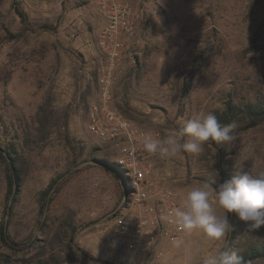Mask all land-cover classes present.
Wrapping results in <instances>:
<instances>
[{
  "label": "rangeland",
  "instance_id": "1",
  "mask_svg": "<svg viewBox=\"0 0 264 264\" xmlns=\"http://www.w3.org/2000/svg\"><path fill=\"white\" fill-rule=\"evenodd\" d=\"M114 1L131 4L138 15L141 42L131 41L121 52L114 69L125 64L130 72L113 76L112 86V101L118 82L129 91L143 86L133 93L153 109L155 129L137 127L155 131L159 141L176 132L183 142L187 137L179 132L195 114L223 112L227 102L243 106L264 99V0ZM111 4L0 0V148L16 157L21 171L18 194L8 200L0 156V231L4 227L9 237L5 243L0 234V264H202L205 255L224 250L227 238L211 240L198 230L184 232L179 247L169 243L156 263L106 244L104 223L124 188L114 168L101 161L116 163L119 147L90 133L88 119L73 123L75 84L61 71L72 62L71 48L66 38L61 42V27L80 21L108 59L101 35ZM114 106L124 114L125 108ZM156 154L158 166L172 169L171 185L182 202L189 186L216 181L209 188L215 207L214 188L236 169L264 174V121L229 144L209 142L198 154ZM51 185L46 200L43 193ZM229 221H235L233 248L239 254L264 244V226L247 231L235 213Z\"/></svg>",
  "mask_w": 264,
  "mask_h": 264
},
{
  "label": "built area",
  "instance_id": "2",
  "mask_svg": "<svg viewBox=\"0 0 264 264\" xmlns=\"http://www.w3.org/2000/svg\"><path fill=\"white\" fill-rule=\"evenodd\" d=\"M108 7L107 27L101 44L107 50L110 66L100 80L101 98L88 115L90 133L105 141L115 142L116 164L122 171L123 196L119 206L107 217L105 241L110 247L150 263L159 262L172 243L181 239L184 231L164 219V213L182 203L177 189L171 185L172 169L158 166V156L144 148L145 139L157 140L159 134L135 126L112 104V71L122 60L121 52L137 39L138 15L129 3Z\"/></svg>",
  "mask_w": 264,
  "mask_h": 264
},
{
  "label": "clouds",
  "instance_id": "3",
  "mask_svg": "<svg viewBox=\"0 0 264 264\" xmlns=\"http://www.w3.org/2000/svg\"><path fill=\"white\" fill-rule=\"evenodd\" d=\"M237 123L221 124L212 113H198L186 120L179 132L187 139L181 142L176 132H169L163 141L145 139L144 148L161 155L175 156L181 152L198 154L209 142L229 144L236 139ZM216 181L205 182L202 186H189L181 205L164 213V219L175 223L178 230L191 232L198 230L215 241L225 240L233 232L229 214L235 213L247 226V231L255 232L264 226V174L259 176L251 171L236 169L232 178L214 188L215 207L211 185ZM217 208L221 212H217ZM172 244L179 247L181 241L173 238ZM202 264H243V258L235 248H226L218 254L209 253L202 258ZM251 264V262H249Z\"/></svg>",
  "mask_w": 264,
  "mask_h": 264
},
{
  "label": "crops",
  "instance_id": "4",
  "mask_svg": "<svg viewBox=\"0 0 264 264\" xmlns=\"http://www.w3.org/2000/svg\"><path fill=\"white\" fill-rule=\"evenodd\" d=\"M61 33V42L65 43L64 38H66V43H68L66 48H71V51L68 52L72 62L63 64L61 71L63 75L68 77L69 84H75V88L70 85V92L75 89L77 99L75 104L76 112L73 116V123L75 124L82 122L83 117L88 119L90 105L101 98L100 80L107 74L109 60L98 49L97 42L92 37H89V32L82 27L80 21L73 20L66 23L61 27ZM64 59L67 61L68 56L66 55ZM127 72H130V70L124 64L122 68H115L112 74L114 77H121V75L125 76ZM113 88L115 97L112 101L113 106L118 104V107L125 108V117L136 126L155 129V113L152 111L153 109L149 108L146 102L138 100L136 95H134L137 91L142 92L144 90L143 86L135 85L133 88L135 91H129V88L118 82ZM67 89L70 88L67 87ZM86 103H88V106H86ZM135 110H138L139 113Z\"/></svg>",
  "mask_w": 264,
  "mask_h": 264
},
{
  "label": "trees",
  "instance_id": "5",
  "mask_svg": "<svg viewBox=\"0 0 264 264\" xmlns=\"http://www.w3.org/2000/svg\"><path fill=\"white\" fill-rule=\"evenodd\" d=\"M17 13L21 20H27V14L23 10L18 8ZM215 115L221 124H228L235 121L237 123V128L239 127V129L236 128L235 130L237 135L240 131L254 127L264 121V99H259L257 102L246 103L243 106H236L232 102H227L225 110L220 113L218 112ZM0 156L4 159L7 168V199L13 201L15 200L21 186V171L16 166V157L12 154L7 155L0 148ZM101 163H103L104 166L114 168V170L118 173V176L122 174L121 169L116 163H109L108 161H101ZM224 180L228 181L227 179ZM51 189L52 185L43 193L46 200ZM46 200L45 202H48ZM232 225L233 232L227 237L224 249L230 247L233 248L236 232L235 221L232 222ZM0 234L2 240L7 243L9 241V237L4 227L1 228ZM240 256L243 258V264H248L249 262H253L257 259H264V244L251 246L246 251L241 253Z\"/></svg>",
  "mask_w": 264,
  "mask_h": 264
}]
</instances>
